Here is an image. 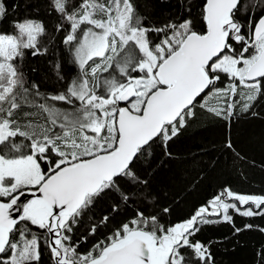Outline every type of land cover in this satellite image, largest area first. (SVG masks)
<instances>
[{"label":"snow or ice","instance_id":"6c2138e0","mask_svg":"<svg viewBox=\"0 0 264 264\" xmlns=\"http://www.w3.org/2000/svg\"><path fill=\"white\" fill-rule=\"evenodd\" d=\"M159 3L0 0V264H215L204 226L264 217V194L225 185L166 219L199 183L196 154L171 150L198 115L224 122L242 159L230 127L264 105V0ZM29 54L55 58L54 91L29 79ZM187 159L182 191L155 185Z\"/></svg>","mask_w":264,"mask_h":264},{"label":"trees","instance_id":"16d2710c","mask_svg":"<svg viewBox=\"0 0 264 264\" xmlns=\"http://www.w3.org/2000/svg\"><path fill=\"white\" fill-rule=\"evenodd\" d=\"M13 2L22 0H8V7L11 9ZM141 5L144 0H139ZM171 7L170 4H161L156 0V13L165 12ZM143 10V9H141ZM23 8L17 15H23ZM12 14L3 22L8 28ZM61 52L63 46L61 45ZM54 57H31L29 54L26 70L29 72L30 80L42 81L44 76L48 80L44 87L48 91H54L52 84L54 74L49 61ZM36 68L35 74L31 68ZM67 73L74 72V69L65 65ZM260 113L257 117L241 116L235 118L230 127L231 139L234 148L242 159H235L233 154L224 150L222 145L226 135L224 122L210 114L202 113L187 127L180 137L172 144L171 150L179 155L188 157L196 154L195 159L199 161L200 179L194 190L184 194L182 201L172 208V214L166 219L176 222L186 218L200 204L221 190L225 185L233 190L247 194H264V105L258 107ZM159 156V151L157 152ZM215 161V163H213ZM191 163V159L181 164L171 162L168 166L162 167L155 179V185L169 188L171 192H180L185 185L190 183L193 177L197 176L196 170H188V180L180 178V172ZM170 199V197H169ZM162 202L166 203L163 200ZM107 205H101L97 214L105 212ZM122 217L118 216L117 219ZM252 225L251 229H245L234 233V227L230 223H217L204 226L195 237L196 240L205 243L212 241L211 252L215 264H261L257 256L258 251L264 248V217H243L234 215L235 228L244 229L245 225ZM83 250V249H82ZM43 264H50L47 252L42 257Z\"/></svg>","mask_w":264,"mask_h":264}]
</instances>
